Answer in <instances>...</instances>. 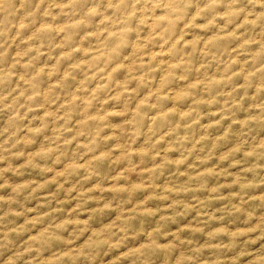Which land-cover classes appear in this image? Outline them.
<instances>
[{"label":"clouds","instance_id":"1","mask_svg":"<svg viewBox=\"0 0 264 264\" xmlns=\"http://www.w3.org/2000/svg\"><path fill=\"white\" fill-rule=\"evenodd\" d=\"M0 264H264V0H0Z\"/></svg>","mask_w":264,"mask_h":264}]
</instances>
